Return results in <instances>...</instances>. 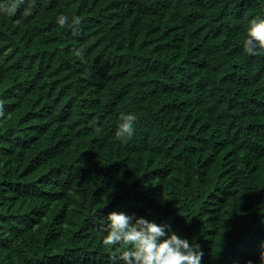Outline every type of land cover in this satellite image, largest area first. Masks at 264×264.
I'll list each match as a JSON object with an SVG mask.
<instances>
[{
    "label": "trees",
    "instance_id": "16d2710c",
    "mask_svg": "<svg viewBox=\"0 0 264 264\" xmlns=\"http://www.w3.org/2000/svg\"><path fill=\"white\" fill-rule=\"evenodd\" d=\"M258 16L264 0L0 14V264H116L126 249L99 230L112 211L171 222L202 264H259L264 53L243 51ZM121 114L136 117L130 139Z\"/></svg>",
    "mask_w": 264,
    "mask_h": 264
},
{
    "label": "clouds",
    "instance_id": "9594fccd",
    "mask_svg": "<svg viewBox=\"0 0 264 264\" xmlns=\"http://www.w3.org/2000/svg\"><path fill=\"white\" fill-rule=\"evenodd\" d=\"M22 2L11 0L7 6L0 3V14L13 15ZM68 19L65 15H59L56 23L64 27ZM73 23L78 21L73 20ZM243 51L249 56L264 53V17H254L248 22ZM120 121L116 138L130 139L134 133L135 115L121 114ZM99 230L104 233L103 246L126 249L116 258V264H202L204 252L200 245L191 243L189 238L179 234L171 222L112 211L103 215ZM260 247L259 264H264V244Z\"/></svg>",
    "mask_w": 264,
    "mask_h": 264
}]
</instances>
